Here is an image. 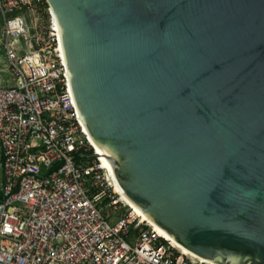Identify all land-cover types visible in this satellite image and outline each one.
Listing matches in <instances>:
<instances>
[{
    "label": "water",
    "instance_id": "95a60500",
    "mask_svg": "<svg viewBox=\"0 0 264 264\" xmlns=\"http://www.w3.org/2000/svg\"><path fill=\"white\" fill-rule=\"evenodd\" d=\"M47 1L127 197L199 257L264 264V0Z\"/></svg>",
    "mask_w": 264,
    "mask_h": 264
},
{
    "label": "built area",
    "instance_id": "2783aa9c",
    "mask_svg": "<svg viewBox=\"0 0 264 264\" xmlns=\"http://www.w3.org/2000/svg\"><path fill=\"white\" fill-rule=\"evenodd\" d=\"M54 17L47 0H0V264H205L121 201L72 100Z\"/></svg>",
    "mask_w": 264,
    "mask_h": 264
},
{
    "label": "bare ground",
    "instance_id": "6f19581e",
    "mask_svg": "<svg viewBox=\"0 0 264 264\" xmlns=\"http://www.w3.org/2000/svg\"><path fill=\"white\" fill-rule=\"evenodd\" d=\"M54 14V13H53ZM55 18V17H54ZM56 21V20H55ZM57 25V24H56ZM58 29V28H57ZM58 31V30H57ZM58 37H59V33H58ZM60 42V40H59ZM61 49V46H60ZM62 54V52H61ZM63 58V56H62ZM64 61V60H63ZM65 64V62H64ZM92 142V140H91ZM95 150H96V154L99 156V160L102 164V168L106 169L110 176L113 178V180L115 181V185H116V190L117 193L120 195V199L121 201H123L125 204H127L135 214H137L144 222H146L147 224H149L151 227H153V229L157 232V234L161 237H163L165 240H167L170 244H172L175 248H177L182 254L199 260L205 264H217L213 261L204 259L202 257L197 256L196 254L190 252L189 250H187L185 247H183L181 244H179L175 239H173L169 234H167L165 231H163L161 228L157 227L154 223H152L141 211L140 209L127 197L126 193L124 192V190L122 189V187L120 186L119 182L117 181L116 177L114 176V174L110 171L109 166L105 163V161L103 160L99 150L96 148V146L94 145V143L92 142Z\"/></svg>",
    "mask_w": 264,
    "mask_h": 264
},
{
    "label": "rangeland",
    "instance_id": "374dc122",
    "mask_svg": "<svg viewBox=\"0 0 264 264\" xmlns=\"http://www.w3.org/2000/svg\"><path fill=\"white\" fill-rule=\"evenodd\" d=\"M2 27H3V20L2 18H0V77H3L5 72H4V69H5V64H6V59H5V56L3 54V50H2V47H1V40H2ZM22 53V52H21ZM1 165H0V182H1Z\"/></svg>",
    "mask_w": 264,
    "mask_h": 264
},
{
    "label": "crops",
    "instance_id": "0c3cea01",
    "mask_svg": "<svg viewBox=\"0 0 264 264\" xmlns=\"http://www.w3.org/2000/svg\"><path fill=\"white\" fill-rule=\"evenodd\" d=\"M2 174V173H1ZM1 182H2V176H1ZM1 182H0V184H1Z\"/></svg>",
    "mask_w": 264,
    "mask_h": 264
},
{
    "label": "trees",
    "instance_id": "16d2710c",
    "mask_svg": "<svg viewBox=\"0 0 264 264\" xmlns=\"http://www.w3.org/2000/svg\"><path fill=\"white\" fill-rule=\"evenodd\" d=\"M1 199V198H0Z\"/></svg>",
    "mask_w": 264,
    "mask_h": 264
}]
</instances>
